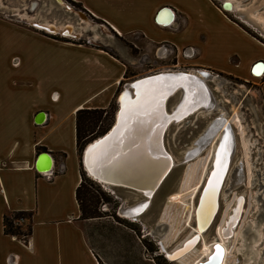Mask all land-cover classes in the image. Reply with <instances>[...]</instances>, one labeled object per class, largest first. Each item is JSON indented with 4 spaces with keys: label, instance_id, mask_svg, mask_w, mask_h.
I'll return each instance as SVG.
<instances>
[{
    "label": "crops",
    "instance_id": "0c3cea01",
    "mask_svg": "<svg viewBox=\"0 0 264 264\" xmlns=\"http://www.w3.org/2000/svg\"><path fill=\"white\" fill-rule=\"evenodd\" d=\"M72 1L101 21L102 31L134 47L142 42L148 52L162 44L190 47L193 64L245 79L264 65V44L216 0ZM163 7L173 12L172 24L156 23ZM61 38L25 31L0 47V264H101L79 219L76 111L108 107L133 56ZM259 80L264 103V73ZM44 152L52 161L47 174L35 166L46 164L38 159ZM7 211L33 212L27 242L4 235Z\"/></svg>",
    "mask_w": 264,
    "mask_h": 264
},
{
    "label": "rangeland",
    "instance_id": "374dc122",
    "mask_svg": "<svg viewBox=\"0 0 264 264\" xmlns=\"http://www.w3.org/2000/svg\"><path fill=\"white\" fill-rule=\"evenodd\" d=\"M63 1L71 7V10L65 9L64 5L57 4L55 0H0V47L3 46L5 37L9 38L10 35H19L25 31H35L58 39L62 37L59 33L51 34L44 29L33 27L31 21L41 25L50 24L51 27L53 25L52 29H62L61 33L67 37V39L61 38L63 40L80 44L88 42L94 46L106 48L124 60L127 57L123 55L124 50L130 52L133 59L127 60V70L110 103L112 107L109 115L105 120L102 116L103 123L108 128L106 132L114 123L118 110L116 99L119 92L124 89V85L159 71L194 72L196 70L197 72L200 68L206 70L214 76L204 80L205 86L208 88L210 98L212 97V100L219 105L215 108L214 101H209L212 105L204 104L199 110H193L194 112L188 117L182 120L179 118L177 123L173 122L167 127L164 134V148L173 157V169L150 199L145 213L137 219L119 213V207L135 204L139 200L138 196L123 189L111 191L105 188L90 179L81 166V175L86 180V188L91 194L100 198L96 208L101 217L81 220V227L90 247L101 259V264H197L208 256L216 242L224 245L227 251L223 264H242L243 258L237 255L235 250L239 246L241 232L250 220L256 221L258 205L253 197L256 193L257 195L262 193L259 185L254 184L258 177L251 172V168L255 173H264V103L259 77L253 75V78L245 79L229 72L195 65L191 62L192 58L183 57L182 52L175 51L173 47L167 45L164 46L166 48L164 52L160 50L161 45H157L153 52L145 50L142 42L139 47H134L128 39L110 32L107 27L105 28L108 32L102 31L101 21L94 18L82 6H77L69 0ZM241 1L243 0H238V3ZM249 2L250 0L243 1L244 5ZM218 4L222 5V2L218 1ZM263 4L264 2L261 5L256 3L248 11L250 16L259 13L257 19L260 22H264ZM78 11H83L91 23L79 18L75 13ZM13 14L21 16V19L11 17ZM228 14L243 29L264 44V37L237 18L235 11ZM68 27H71L73 31H67ZM67 32H72L71 35L79 37H70L71 35L69 36ZM214 77L216 81L213 82ZM220 83V90H216V84ZM180 98L181 92L172 95L167 103L168 109L173 110ZM206 106H209L208 109H205ZM233 107L236 113L231 111ZM221 111L225 112V117L234 133V143H232L229 170L220 192L218 213L207 231L201 234L197 247L183 256L179 262H169L161 251L158 241L160 240L166 252H172L195 234L194 210L205 179L210 172L211 154L218 136L213 134L214 138L211 137L204 143L198 154L191 156L190 159L188 155L198 147L196 142L200 140L208 126L216 121L215 118L218 113L221 114ZM103 134H96L87 143ZM86 144L82 145L77 152L79 160ZM183 156L186 157L185 160ZM237 176L240 177V182L234 185L233 179ZM238 196L243 197L241 217L233 229V235L226 240L221 235V229L231 215ZM165 201L169 202V206L164 205ZM158 226L162 229L159 237L152 234ZM261 232L264 234V229ZM260 253L262 256L259 264H264V240Z\"/></svg>",
    "mask_w": 264,
    "mask_h": 264
},
{
    "label": "bare ground",
    "instance_id": "6f19581e",
    "mask_svg": "<svg viewBox=\"0 0 264 264\" xmlns=\"http://www.w3.org/2000/svg\"><path fill=\"white\" fill-rule=\"evenodd\" d=\"M55 1L57 4L64 5L65 9L71 10V7L66 5L63 0H55ZM216 1L222 2V5H223V3L226 2V7L228 9H222V7L220 5V7L223 11H227V12L235 11V15L237 16V18H239L243 23L250 26L254 30H257L258 33L262 37H264V22L258 21L257 16L259 15V13L253 14V16H250V14H248V11L250 10L251 7L249 9H247L248 6L244 5V3H243L244 0L241 1L240 3H238V0H216ZM254 1L255 0H253V2ZM263 2H264V0H256V3H259L260 5ZM254 5H253V7H254ZM257 7H258V5H257ZM238 9L248 10L247 16L248 17L250 16V18L259 27L257 28L255 26H253L247 20L243 19V17H240L241 13L238 11ZM253 12H255V11H253ZM75 13L83 21L88 20L86 14L84 12L78 11ZM262 15H264V11H263ZM11 17L21 19V16H14V14L11 15ZM157 21L164 24V25L165 24L166 25L172 24L174 21V14L170 9L167 8L160 13V15L157 17ZM30 23H33V27H35V28L44 29L51 34L52 33H56V34L59 33L62 36H64L63 33H61L62 29H56V28L52 29L53 25L51 27L50 24L41 25V24L34 23L31 21H30ZM63 27H64L63 29H65V26H63ZM69 30L73 31V29H71V27L67 28V31H69ZM67 34L70 36L72 34V32H70V33L67 32ZM70 37L75 38V37H79V36L78 35L77 36L71 35ZM159 73H160L159 75L156 74V77H154L152 79L142 81L139 85H137V87L129 89L127 87L129 83L125 84L124 85L125 87L123 86L124 89L119 92V95L116 99V102L118 104V110L120 108V111L118 112V110H117V112L115 114V120L117 119V122H120V121L123 122L122 126L124 128L126 125H128V122L126 121V119L128 118V114H132V116H134L133 113H135V116H134L135 117V120H134L135 123L137 121L136 118H141L142 116L144 117L145 115H151L152 117L159 115V113H157V108L159 106L158 105L159 98L162 96V98H163L162 114H164V116L168 117V118H166L165 130L163 132V146H164V134L167 130V127L171 123H173V122L177 123L179 118H181V120H182L183 118L188 117L190 114H192V112H194L193 110H195L197 108V106L200 107L202 103H204V104L209 103L211 105H212V103H210L208 98H207L208 92L205 89H203V87H202L203 81L205 79L201 82L200 79L198 78V76H201V74H200L201 72L199 73L198 71L197 72L194 71V72H191L190 74L187 72L185 73V72H177V71H175V72L174 71L159 72ZM263 73H264V65H263V63H259V65H257L256 69L253 71L252 74L254 76L260 77L261 75H263ZM202 75H204V74L202 73ZM206 77H208L207 79H210L211 75H208ZM215 77L218 78V76H215ZM215 77L213 78V82L216 81ZM219 85H221V83L216 84V90H220ZM204 90L206 91V94H205ZM207 90H208V88H207ZM133 92H135V93H133ZM144 92L149 94V96H147V97L143 96L142 99L140 98L136 101H133V100L131 101L132 97L138 95L139 93L143 94ZM177 92H181V98L178 100L174 109L169 110L168 105H167L168 100L172 95H174ZM189 94H192L191 98H189ZM144 99H145V101L142 102ZM189 102H190V104H188ZM203 106L204 105H202V107ZM213 106L215 108H218L219 105L217 104L216 101H214ZM208 107L206 106L205 109H208ZM205 109H203V110H205ZM189 111H191V112H189ZM207 111H205V112H207ZM231 111L236 113V110L234 107L232 108ZM170 113H172V114L170 115ZM225 115H226L225 112L221 111L220 116L223 118H226ZM172 116H176L177 118L173 119ZM223 118L216 117L215 118L216 121L211 126H208V128L203 132L200 140L198 142H196V145H198L199 147H196V149H198V150L195 153V155L198 154L199 152H201V150H200L202 148L201 146L204 143H206L208 140H210V138L212 137L213 134L218 136V139H217V141L213 147V151L211 154V161L212 162H210L211 163L210 172H208V176L206 177L204 185H203L201 192H200V196L202 194L203 198L201 199V204H200L199 208L197 209V206H196V208L194 210V222H195L194 226H195L196 230H195V234H193L192 237L195 236V242L193 244H191L190 246H186L185 249L183 250V252L178 256V258H176L173 261V263L179 262L183 256L190 253L191 251H193L197 247V245L200 242L201 234L202 233L204 234L207 231L209 226H211V224L215 220V215L218 213L220 192H221V188H222L223 182L225 180V176L227 174V171L229 170L231 155H232V148H233L232 143H234L233 134H232V131L230 132L229 126H228L227 131L224 130V134H222V129H220L221 125L219 126V128L217 127L216 130H213V127L219 121L222 122V124H229V121L227 119H226L227 122L223 123V120H224ZM115 120H114V123H115ZM228 131H229V133H228ZM229 136H230V139H229ZM225 137H226V139L228 138L229 142L226 143V141H225V144H223L222 140H223V138L225 139ZM212 138H214V136ZM97 139H95V140H97ZM92 142H90V143H92ZM222 145H225V147H226L225 151L229 155L227 157V160L223 166V170L221 173L219 171L220 166L218 167V163H219V160H220L221 154H222L221 153ZM101 147H109V145H102ZM121 151H116V153L113 154L109 159H107L106 161H102L101 165L99 164L98 167H100L101 169H106L107 171L117 173L119 166L116 163L118 162L117 159L119 158V156L123 155L122 154L123 151L122 152ZM166 153L168 154L169 160L172 163L171 166L173 169V165H174L173 157L169 152H166ZM94 156H95V153L93 151H91L90 148L87 149L86 147H84L83 152L81 154V166H83L84 171L86 172L87 176L90 179H92L93 181H95L98 184L103 185L105 188L111 190L109 185L105 184L106 181L104 180V178L100 174L96 173V170L94 169V167L92 165ZM183 157L185 160L186 157L185 156H183ZM190 158H191V156H189V159ZM44 159H46V164L43 166H39V168L40 169L50 168V166H52V163L47 158H44ZM146 159H147V157H145V159L141 158L140 164L137 166V168L135 170V171L140 173L141 179H144L145 181H150V180L154 179L155 177H160V176H161L160 179H162L164 177V175L167 173V171L165 169L166 168L165 161L163 159H161L157 163L152 162L151 166H149V168H147L148 167V164H147L148 160H146ZM152 165H154V166H152ZM252 165H254V164H252ZM213 169H214V171H213ZM251 172L256 177H258L257 180L254 181V184L259 185V188L262 189V193L260 195H257V193H256L255 194L256 196L253 197L254 201L256 202V205H258L256 207L257 208L256 212L258 213V215L256 216L257 222L255 220L249 221V223L247 224V227L243 230V232H241L239 246L235 250L236 254L241 255V257L243 258L242 264H259L260 263L261 256H262L260 251H261V246L263 245V240H264V234L261 232L264 229V173L263 174H259L258 172L255 173L253 168H251ZM219 176H220V178H219ZM149 177H150V179H149ZM147 179H149V180H147ZM233 180L235 183L234 185H236L240 182V177L237 176ZM161 185H160V187H161ZM124 190H126V189H124ZM203 191H204V194L202 193ZM131 192L134 193L133 191H131ZM216 195H217V199H216ZM200 196L198 198V202H199ZM141 200L142 201L144 200L143 196H141L140 201ZM146 200H148V198ZM140 201L138 200L137 202H140ZM242 203H243V197L238 196L236 198L234 208H232L231 215H229L228 219L225 221V223L221 229V235H222L223 239L227 240L229 237H231L233 235V229L237 225L238 220L241 217ZM164 205L169 206V202L165 201ZM127 207L128 206H126L124 208H127ZM124 216H126V215H124ZM258 223H259V225H258ZM260 225H261V228H260ZM160 232H162V229L160 228V226H158L152 232V234L159 237ZM192 237H190L188 240H190ZM188 240H186V242ZM158 242H159L161 251L163 252V254L165 256L168 257V259H170L169 257L172 253H174L178 249L182 248L183 245L185 244V242H184L181 245V247L177 248L176 250H174L172 252H166L164 250L163 245L160 242V240ZM217 246H219V248H217ZM224 247L225 246L220 244V242H216L213 245L212 250L208 254V256L204 260L199 261L197 264H223L226 257H227V251ZM224 252H225V256H224ZM168 261L170 262V260H168ZM238 262H239V260H238ZM231 264H235V263H231Z\"/></svg>",
    "mask_w": 264,
    "mask_h": 264
},
{
    "label": "water",
    "instance_id": "95a60500",
    "mask_svg": "<svg viewBox=\"0 0 264 264\" xmlns=\"http://www.w3.org/2000/svg\"><path fill=\"white\" fill-rule=\"evenodd\" d=\"M255 3H256V0L254 2L253 0H250V2L246 5L248 6L247 9H249L250 7L252 8ZM221 7L222 9H228L226 7V2L223 3ZM238 11L241 13L240 17H243V19L247 20L253 26L257 28L259 27L250 18V16L249 17L247 16L248 10L238 9ZM52 34H56V33H52ZM259 63H263V61H259L257 64ZM159 72H155V74L147 75V76L135 79L132 82H130L127 87L129 89L137 87V85H139L142 81L152 79L156 77V74L159 75L160 74ZM165 72H169V71H165ZM143 96L147 97L149 96V94H147L146 92H144L143 94L139 93L138 95L132 97L131 101L132 100L136 101L140 98L142 99ZM191 97H192V94H189V98ZM144 101L145 99L142 102ZM188 104H190V102ZM158 105L159 106L157 108V113H159V115H156L155 117H152L151 115H145L144 117L142 116L141 118H136L137 120L136 121L137 124H136L134 122L135 113H133L134 116H132V114H128V118L126 119V121L128 122V125H126L124 128L122 126L123 122L121 121L117 122V119H116L115 123L111 125L110 129L107 132H105V134H103L97 140H93L92 143H87L85 145L87 149L90 148V150L95 153L92 165L94 169L96 170V173L100 174L104 178V180L106 181L105 184L109 185L111 191L115 189H123V190L126 189V191H129V192L133 191L134 194L139 197V201L141 199V196L144 197L143 201L141 200L140 202H137L136 204L133 203L131 205H128L127 208H124L123 205L119 207V213L132 217L133 219H137L145 213V211L147 210L149 206L150 199L153 197L155 192L158 191V188L163 183V181L166 179V177H168V175L170 174V171H172L171 170L172 163L169 160L168 154L166 153L165 148L163 146V132L165 130L166 118L168 117L162 114V111H163L162 96L159 98ZM119 111H120V108L118 112ZM171 114L172 113H170V115ZM172 117L173 119L177 118L176 116H172ZM229 139H230V136H229ZM225 141L226 143L229 142L228 138L227 139L226 137L225 139L223 138L222 143L225 144ZM102 145H109V147H101ZM225 148H226L225 145H222V148H221L222 154L220 153L221 158L218 163V167L220 166L219 171L221 173L223 170V166L229 155L225 151ZM197 150L198 149L195 148V150H193L188 156H194ZM116 151H121L123 154L119 156V158L117 159L118 162L116 164L119 166L117 173L107 171L106 169H101L100 167H98L99 164L101 165L102 161H106L107 159H109L113 154L116 153ZM145 157H147L146 160H148L147 168L151 166L152 162L157 163L161 159L165 161V164H166L165 169L167 173L164 175L162 179H160L161 176L155 177L154 179L150 181H145L144 179H141L140 173L135 170L137 166L140 164V159L141 158L145 159ZM39 158H47L52 163L49 153L47 152L41 153L38 156V159ZM35 166L39 172H48L51 169V166L48 169H45V168L40 169L39 163L38 164L36 163ZM202 193L204 194V191ZM147 198L148 200H146ZM202 198L203 196L201 194L199 202L197 204V209L199 208L201 204ZM216 199H217V195H216ZM194 242H195V236L192 237L187 242H185L182 248L172 253L169 257L170 259H168L167 256H165V258L167 260H170V262H173L183 252L186 246H190Z\"/></svg>",
    "mask_w": 264,
    "mask_h": 264
},
{
    "label": "trees",
    "instance_id": "16d2710c",
    "mask_svg": "<svg viewBox=\"0 0 264 264\" xmlns=\"http://www.w3.org/2000/svg\"><path fill=\"white\" fill-rule=\"evenodd\" d=\"M71 3L81 6L79 3L69 0ZM111 104L106 108L88 109L80 108L76 111V148L79 152L82 145L86 144L98 133L106 132L104 120L109 115ZM103 124V125H102ZM85 173V172H84ZM86 180L81 175V182L76 189V200L80 211V220L97 219L101 216L97 212L96 205L100 198L91 194L86 188ZM33 212L7 211L3 214V233L6 236L15 237L22 242H27L32 231Z\"/></svg>",
    "mask_w": 264,
    "mask_h": 264
},
{
    "label": "flooded vegetation",
    "instance_id": "af4514ba",
    "mask_svg": "<svg viewBox=\"0 0 264 264\" xmlns=\"http://www.w3.org/2000/svg\"><path fill=\"white\" fill-rule=\"evenodd\" d=\"M88 21V20H87ZM161 54H163V53H161ZM165 71H169V72H171L172 70H165ZM164 71V72H165ZM174 71V70H173ZM194 71H196V70H194ZM175 72V71H174ZM178 72V71H177ZM181 72V71H180ZM182 72H184V71H182ZM190 72L191 71H188L187 73H189L190 74ZM198 72L201 74V76H198V78L200 79V81L202 82L204 79H207L208 77H206V76H208V75H210L206 70H202V69H200V70H198ZM186 73V72H185ZM202 73L204 74V75H202ZM205 76V77H204ZM214 75H211V77H213ZM205 84H206V82H204L203 81V84H202V87H203V89H205L206 91H207V88H206V86H205ZM204 90V92H205V94H206V91ZM208 92V91H207ZM208 100L210 101V102H213V100H212V98H210V95H209V92H208ZM202 105H204V103H202L201 104V106ZM175 106V105H174ZM200 106V107H201ZM200 107H197L196 109L197 110H199V108ZM218 115H220V113L218 114ZM217 115V117H219V118H223V117H221V116H218ZM186 118V117H185ZM224 120H223V123H225V122H227V120H226V118H223ZM220 123V121L219 122H217L216 124H215V126L213 127V130H216V128L218 127L219 128V126L221 125V128L220 129H222V134H224V130L225 131H227V129H228V126H229V128H230V132H231V126L229 125V124H222V122H221V124L220 125H218ZM218 130V129H217ZM232 134H234L233 132H232ZM234 137V136H233ZM220 141V140H219ZM218 146V145H217Z\"/></svg>",
    "mask_w": 264,
    "mask_h": 264
},
{
    "label": "built area",
    "instance_id": "2783aa9c",
    "mask_svg": "<svg viewBox=\"0 0 264 264\" xmlns=\"http://www.w3.org/2000/svg\"><path fill=\"white\" fill-rule=\"evenodd\" d=\"M165 9H167V7H163V8H161L159 11H158V13L156 14V17H155V19H156V23L157 24H159V25H164V24H162V23H160V22H158L157 21V17L160 15V13L163 11V10H165ZM169 9V8H168ZM164 46H166V45H161L160 46V50L161 51H163L164 49H166ZM187 49H189L190 50V53L188 54V51H187ZM160 51V52H161ZM181 52H182V54H183V57H185L186 58V56H194L195 55V49H193V48H190V47H188V48H184V49H182L181 50ZM49 172V171H48ZM42 174H47V172H41Z\"/></svg>",
    "mask_w": 264,
    "mask_h": 264
},
{
    "label": "snow or ice",
    "instance_id": "6c2138e0",
    "mask_svg": "<svg viewBox=\"0 0 264 264\" xmlns=\"http://www.w3.org/2000/svg\"><path fill=\"white\" fill-rule=\"evenodd\" d=\"M217 248H219V246H217Z\"/></svg>",
    "mask_w": 264,
    "mask_h": 264
}]
</instances>
